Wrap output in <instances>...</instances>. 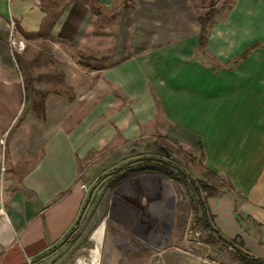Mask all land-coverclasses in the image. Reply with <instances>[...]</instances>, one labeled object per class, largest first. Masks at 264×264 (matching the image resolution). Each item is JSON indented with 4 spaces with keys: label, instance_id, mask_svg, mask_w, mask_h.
Returning a JSON list of instances; mask_svg holds the SVG:
<instances>
[{
    "label": "crops",
    "instance_id": "1",
    "mask_svg": "<svg viewBox=\"0 0 264 264\" xmlns=\"http://www.w3.org/2000/svg\"><path fill=\"white\" fill-rule=\"evenodd\" d=\"M42 1L60 6L53 17ZM209 1L0 0V264H46L79 228L82 162L156 133L200 152L226 184L205 199L213 228L264 259V0ZM210 6L219 8L200 46ZM104 11L120 15L113 33L96 22ZM16 22L111 62L95 69L93 103L82 69L64 66L61 86L26 104L9 45ZM101 237L91 234L90 264Z\"/></svg>",
    "mask_w": 264,
    "mask_h": 264
},
{
    "label": "rangeland",
    "instance_id": "2",
    "mask_svg": "<svg viewBox=\"0 0 264 264\" xmlns=\"http://www.w3.org/2000/svg\"><path fill=\"white\" fill-rule=\"evenodd\" d=\"M208 2L211 5L212 1ZM42 3L51 17L60 8ZM228 3L229 0L219 1L222 8ZM210 8L217 12L219 7L210 6L207 10ZM119 18L120 15L116 18V14L106 13L97 17L96 22L107 26L103 33L109 34L115 32L110 24L113 26L117 19L120 22ZM80 35L74 38L75 44L82 39ZM13 36L25 45L18 52L9 44L23 78L26 104L34 99L40 103L46 90L59 88L64 66L82 69V88H85L82 96L94 102V89L102 86L100 75L95 77V69L111 62L95 63L92 56L82 54L81 47L49 36L44 27L30 32L16 22ZM121 140L97 157L92 155L82 162L79 178L85 199L79 228L46 264H82V258L90 264L89 251L93 246L96 249L91 234L102 235L103 224L99 264H110L114 252L113 257H118L120 264H244L232 246L217 239L209 241L208 230L198 221L200 210L193 183L215 184L219 191L226 186L209 178L202 167L200 152L159 133ZM162 178L174 188L172 204L163 201L170 194ZM201 196L204 197L203 192ZM149 204L154 209L148 215ZM170 208L171 221L166 219ZM117 248L125 253L118 254ZM96 259L97 255L94 259L97 264Z\"/></svg>",
    "mask_w": 264,
    "mask_h": 264
},
{
    "label": "trees",
    "instance_id": "3",
    "mask_svg": "<svg viewBox=\"0 0 264 264\" xmlns=\"http://www.w3.org/2000/svg\"><path fill=\"white\" fill-rule=\"evenodd\" d=\"M216 11L212 8L204 12L198 17V24L200 26V39H199V45L203 46L205 45L207 34H208V28L210 24L214 21V17L216 15ZM158 167V166H157ZM164 169L163 166L159 167ZM209 178L215 179V175L212 173H208L206 171ZM183 177V176H182ZM214 182H217L214 180ZM218 183V182H217ZM192 187L197 192V205L198 209L200 210V217H198V221L202 223V225L208 230V240L212 241L214 239H217L220 242H224L230 246L235 251V255L243 262L244 264H264V259L257 258L249 254L246 250L243 249L242 246V239L238 236L233 239H225L222 237L217 230H215L212 226V224L209 222V216L206 212V203L205 199L207 197L216 196L221 193V190L217 188L215 184L210 183H204L200 182L199 185L193 183ZM201 192L204 193V197L201 196ZM73 230L70 231L64 238V240L67 239L72 234Z\"/></svg>",
    "mask_w": 264,
    "mask_h": 264
},
{
    "label": "bare ground",
    "instance_id": "4",
    "mask_svg": "<svg viewBox=\"0 0 264 264\" xmlns=\"http://www.w3.org/2000/svg\"><path fill=\"white\" fill-rule=\"evenodd\" d=\"M161 181L164 183L165 186H167V188H168V190H169L168 193L170 194V196L167 198V200L164 199L163 201H164V202H170V203L172 204V202L175 201L174 190H173L174 188H172V186H170L171 184H169L168 181H166L165 179L162 178ZM165 193H166V192H165ZM164 195H165V194H164ZM175 195H176V194H175ZM165 197H166V196H165ZM150 200H151V199H150ZM164 204H165V203H164ZM166 204H167V203H166ZM171 204H170V205H171ZM145 207H146V206H145ZM164 207H165V206H163V208H164ZM153 209H154V205H152V204H151V205H150V204L147 205V213H148V214H153ZM161 209H162V208H161ZM165 210H166V209H165ZM165 210H163V211H165ZM169 210H170V214H169V216L167 215L168 217H166V219L169 218V220L171 221V218H170V217L172 216L171 208H170ZM163 211H162V212H163ZM165 213H166V212H165ZM167 213H168V212H167ZM137 215H138V214H137ZM157 215H158V214H157ZM161 215H162V214H161ZM152 216H153V215H152ZM150 217H151V216H150ZM163 219H164V218H163ZM163 219H162V220H163ZM166 219H165V220H166ZM155 220H156V219H155ZM165 220H164V221H165ZM169 220H168V222H169ZM102 224H103V221H102ZM98 226H99V225H98ZM98 226H97V227H98ZM97 227H96V228H97ZM103 235H104V224H103V228H102V237H103ZM102 237H101V240H100V244H101V241H102ZM99 259H100V245H99V252H98V264H99Z\"/></svg>",
    "mask_w": 264,
    "mask_h": 264
},
{
    "label": "built area",
    "instance_id": "5",
    "mask_svg": "<svg viewBox=\"0 0 264 264\" xmlns=\"http://www.w3.org/2000/svg\"><path fill=\"white\" fill-rule=\"evenodd\" d=\"M9 44L11 45V47H12L14 50H16V51H18V52L24 50V48H25L24 43H23L22 41H16L13 35H12L11 38H10ZM83 187H84V186H83Z\"/></svg>",
    "mask_w": 264,
    "mask_h": 264
}]
</instances>
